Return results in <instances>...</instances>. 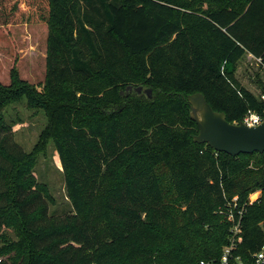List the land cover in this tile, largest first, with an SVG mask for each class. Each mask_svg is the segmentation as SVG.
Instances as JSON below:
<instances>
[{
  "label": "trees",
  "instance_id": "1",
  "mask_svg": "<svg viewBox=\"0 0 264 264\" xmlns=\"http://www.w3.org/2000/svg\"><path fill=\"white\" fill-rule=\"evenodd\" d=\"M25 21L47 25L46 71L40 94L14 70L0 85V228L17 233L0 264H199L232 240L229 263L252 264L264 153L195 143L187 96L231 124L264 109L233 73L247 54L264 67V0H0L1 29ZM20 98L48 120L40 147L51 140L72 207L61 217L33 174L39 145L25 153L2 117ZM255 191L235 240L218 211Z\"/></svg>",
  "mask_w": 264,
  "mask_h": 264
},
{
  "label": "rangeland",
  "instance_id": "2",
  "mask_svg": "<svg viewBox=\"0 0 264 264\" xmlns=\"http://www.w3.org/2000/svg\"><path fill=\"white\" fill-rule=\"evenodd\" d=\"M47 35V25L42 22L25 21L9 25L6 30L0 28V85H10V74L14 70L19 81L34 87L37 94L41 93L46 71ZM256 62L244 56L236 63L233 72L239 84L255 97L264 90V68ZM1 113L4 122L11 127L9 135L12 142L20 149L30 153L36 144L39 145L40 150L35 152L33 174L37 184L44 185L51 198L47 201L48 214L61 217L71 213L58 154L51 140L44 142L42 139L44 145L40 147V133L48 122L43 111L35 106L28 107L26 99L20 98L8 102ZM16 241L15 228H0V260L13 262L16 259V252L10 247Z\"/></svg>",
  "mask_w": 264,
  "mask_h": 264
},
{
  "label": "water",
  "instance_id": "3",
  "mask_svg": "<svg viewBox=\"0 0 264 264\" xmlns=\"http://www.w3.org/2000/svg\"><path fill=\"white\" fill-rule=\"evenodd\" d=\"M136 91L148 93L150 97V90L145 91L139 87ZM187 101L190 118L197 126V134L193 137L195 143L206 144L214 152L232 157L264 153V120L255 127L231 124L226 121L223 113L214 111L201 94L188 95Z\"/></svg>",
  "mask_w": 264,
  "mask_h": 264
},
{
  "label": "built area",
  "instance_id": "4",
  "mask_svg": "<svg viewBox=\"0 0 264 264\" xmlns=\"http://www.w3.org/2000/svg\"><path fill=\"white\" fill-rule=\"evenodd\" d=\"M260 62V60L258 59ZM221 73H223V66L221 67ZM258 99L262 102L264 106V94L260 93L258 95ZM264 120V109L258 113L255 111L248 110L242 118L235 122V124L241 123L246 127H255L262 123ZM260 191H255L254 193L250 194L247 198V201L239 205L237 201V197H233L231 201H228L227 205L223 209V211H218L219 214H222L226 221L229 222L232 227L230 232L232 233V238L236 240L240 234V220L243 214V210L246 205H251L254 203L260 196ZM234 241L232 240V245ZM232 245L230 247H225L222 251L221 257L217 261H200L199 264H230L229 259L231 257ZM252 264H264V243L260 246L259 250L253 255L252 257Z\"/></svg>",
  "mask_w": 264,
  "mask_h": 264
},
{
  "label": "crops",
  "instance_id": "5",
  "mask_svg": "<svg viewBox=\"0 0 264 264\" xmlns=\"http://www.w3.org/2000/svg\"><path fill=\"white\" fill-rule=\"evenodd\" d=\"M246 56L252 58V60H253L254 62H256V61L259 62L258 59L253 58V57H252L251 55H249V54H247ZM257 62H256V63H257ZM259 64H260V66H261L262 68H264V67L261 65V63H259Z\"/></svg>",
  "mask_w": 264,
  "mask_h": 264
}]
</instances>
